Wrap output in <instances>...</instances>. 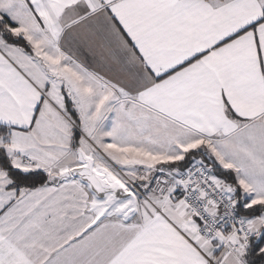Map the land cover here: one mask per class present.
<instances>
[{
	"label": "snow or ice",
	"instance_id": "1",
	"mask_svg": "<svg viewBox=\"0 0 264 264\" xmlns=\"http://www.w3.org/2000/svg\"><path fill=\"white\" fill-rule=\"evenodd\" d=\"M0 264H264V0H0Z\"/></svg>",
	"mask_w": 264,
	"mask_h": 264
}]
</instances>
